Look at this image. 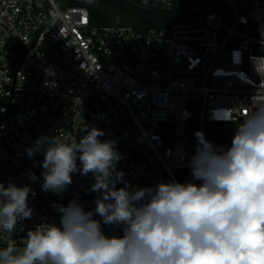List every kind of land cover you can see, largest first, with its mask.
I'll return each mask as SVG.
<instances>
[{"label":"built area","instance_id":"built-area-1","mask_svg":"<svg viewBox=\"0 0 264 264\" xmlns=\"http://www.w3.org/2000/svg\"><path fill=\"white\" fill-rule=\"evenodd\" d=\"M88 1L0 0V120L7 111L0 122V182L29 186L33 209L11 237L0 231V248L22 247L29 230L59 225L56 205L76 199L85 211L96 206L92 173L72 174L62 194L42 191L43 151L26 154L42 135L79 141L83 126H94L105 133L101 141H116L117 170L133 186L199 184L188 166L198 143L193 117L196 131L228 147L234 134L210 139L217 130L209 124H235L226 118L235 107L238 123L256 106L251 98L264 97V0L203 3L191 17L144 30L119 21L93 24ZM131 1L174 7V0ZM220 4L228 7L215 10Z\"/></svg>","mask_w":264,"mask_h":264},{"label":"clouds","instance_id":"clouds-1","mask_svg":"<svg viewBox=\"0 0 264 264\" xmlns=\"http://www.w3.org/2000/svg\"><path fill=\"white\" fill-rule=\"evenodd\" d=\"M251 101L256 106L238 123L239 107L227 112L236 124L230 146L194 133L198 143L188 166L199 184L133 186L117 170L116 141H101L105 133L94 126L84 125L79 141L42 135L26 149L29 158L43 151L42 191L62 194L72 174L92 173L91 191L100 195L93 210L76 199L56 205L59 225L37 226L22 247L0 248V264H264V97ZM30 192L0 182V231L9 237L33 215Z\"/></svg>","mask_w":264,"mask_h":264},{"label":"trees","instance_id":"trees-1","mask_svg":"<svg viewBox=\"0 0 264 264\" xmlns=\"http://www.w3.org/2000/svg\"><path fill=\"white\" fill-rule=\"evenodd\" d=\"M215 1L218 0H174L172 9L144 8L131 0H90L86 4L89 6L93 24L116 23V13H118L123 16L122 23L132 24L137 29L144 30L149 27H162L174 20L191 17L200 11L195 8L196 6ZM227 7L226 4H220L214 9L220 11ZM209 126L217 130L210 139H227L234 134L236 128V124H216L214 122ZM189 127L191 133L196 132V116L193 117L192 124L189 123Z\"/></svg>","mask_w":264,"mask_h":264},{"label":"water","instance_id":"water-1","mask_svg":"<svg viewBox=\"0 0 264 264\" xmlns=\"http://www.w3.org/2000/svg\"><path fill=\"white\" fill-rule=\"evenodd\" d=\"M48 6H49V5H48ZM48 6H47V8H48ZM46 12H47V11H46ZM47 15H48V13H47ZM49 19H50V18H49ZM48 22H49V20H48ZM48 22L46 23V25L48 24ZM46 25H45V26H46ZM45 26H44V27H45ZM44 27H43V28H44ZM41 31H42V30H41ZM41 31H40V32H41ZM39 34H40V33H39ZM38 36H39V35H38ZM38 36H37V38L35 39V41L30 45V47L27 49V51H28V50L31 48V46L37 41ZM27 51H26V52H27ZM26 52L24 53L22 59L24 58ZM22 59H21V61H22ZM21 61H20V63H21ZM20 63H19V65H20ZM19 65H18V67H17V69H16V71H15V76H14V81H13V87H12V89H10V90H11L10 100H8V103H5V104H8V108H9V105H10V101H11V97H12V93H13V88H14V83H15V78H16V74H17V70H18V68H19ZM4 84H5L6 88L9 89V85H10V84H8V83H4ZM8 108H7V110H8ZM6 114H7V111H6L5 115L1 118L0 122L5 118ZM184 120L186 121L187 118L185 117ZM221 122H222V121H216L215 123H216V124H221ZM133 156H134V155H131V156H129V158H130V157L132 158Z\"/></svg>","mask_w":264,"mask_h":264},{"label":"rangeland","instance_id":"rangeland-1","mask_svg":"<svg viewBox=\"0 0 264 264\" xmlns=\"http://www.w3.org/2000/svg\"><path fill=\"white\" fill-rule=\"evenodd\" d=\"M113 11V9H111ZM116 20L119 22L123 21V16H121L120 14L116 13ZM177 173H179V171H177Z\"/></svg>","mask_w":264,"mask_h":264}]
</instances>
